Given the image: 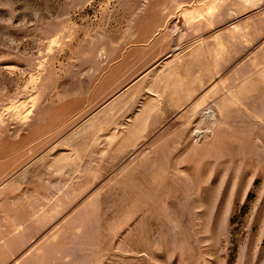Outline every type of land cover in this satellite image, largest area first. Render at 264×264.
<instances>
[{
  "label": "rangeland",
  "instance_id": "1",
  "mask_svg": "<svg viewBox=\"0 0 264 264\" xmlns=\"http://www.w3.org/2000/svg\"><path fill=\"white\" fill-rule=\"evenodd\" d=\"M0 264H264V0H0Z\"/></svg>",
  "mask_w": 264,
  "mask_h": 264
}]
</instances>
